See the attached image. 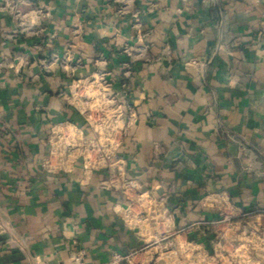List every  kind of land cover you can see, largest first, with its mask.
I'll use <instances>...</instances> for the list:
<instances>
[{
  "label": "crops",
  "instance_id": "obj_1",
  "mask_svg": "<svg viewBox=\"0 0 264 264\" xmlns=\"http://www.w3.org/2000/svg\"><path fill=\"white\" fill-rule=\"evenodd\" d=\"M104 72L131 122L114 165L183 238L206 241L215 193L264 220V0H0V264H107L162 236L108 170L44 166L52 127L83 122L70 83Z\"/></svg>",
  "mask_w": 264,
  "mask_h": 264
},
{
  "label": "built area",
  "instance_id": "obj_2",
  "mask_svg": "<svg viewBox=\"0 0 264 264\" xmlns=\"http://www.w3.org/2000/svg\"><path fill=\"white\" fill-rule=\"evenodd\" d=\"M66 95V102L80 113L83 122L65 120L52 127L48 136L51 147L50 157L44 164L45 168L58 172L70 170L75 165L81 164L85 176L94 171L108 170L107 176L100 182L101 186L124 193L130 206L134 202L143 205V209L136 216L139 225L162 233L161 237L156 238L153 236L151 238L147 234V238L151 239L146 246L126 256H116L107 264H144L143 261L132 263L142 255H145L148 261H145L146 264H150L153 256L148 254L146 257L148 253L146 249H149L152 243H158L173 235H176L178 240L183 239L185 244H194L198 249L204 248V243L183 238L182 233L185 230L178 229L172 224L171 213L167 207L155 203L148 190L137 181L128 178L125 172L114 165L118 148L130 132L131 122L125 115L123 99L113 89L108 73L74 79ZM212 196L208 197L207 201L217 203L216 211L225 214L220 221H233L239 226L241 218L251 215L249 211L233 205L224 193H215ZM214 222L207 220L204 224L209 225ZM64 264L94 263L86 261L84 253L79 250Z\"/></svg>",
  "mask_w": 264,
  "mask_h": 264
},
{
  "label": "rangeland",
  "instance_id": "obj_3",
  "mask_svg": "<svg viewBox=\"0 0 264 264\" xmlns=\"http://www.w3.org/2000/svg\"><path fill=\"white\" fill-rule=\"evenodd\" d=\"M251 216L241 218L238 226L233 221H220L225 214L219 212L211 220L215 222L205 226L204 248L199 250L173 235L146 249V257L153 256L150 264H264V220ZM139 261L148 262L142 255L132 263Z\"/></svg>",
  "mask_w": 264,
  "mask_h": 264
}]
</instances>
